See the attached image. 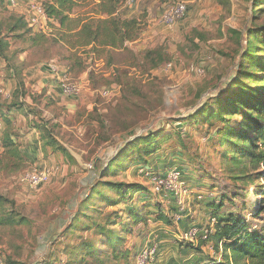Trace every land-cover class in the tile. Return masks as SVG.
Returning a JSON list of instances; mask_svg holds the SVG:
<instances>
[{"label":"rangeland","instance_id":"1","mask_svg":"<svg viewBox=\"0 0 264 264\" xmlns=\"http://www.w3.org/2000/svg\"><path fill=\"white\" fill-rule=\"evenodd\" d=\"M30 1L43 8L49 3ZM179 2L187 6L186 16L172 26L165 24L163 14ZM28 4L27 0L0 2V57L12 61L7 78L14 75L24 81L39 76V82L26 87L34 92V106L27 105L25 115L14 117L16 126L0 130L4 135L0 136V260L5 264H79L80 246L98 244L105 236L94 223L115 212L119 226L109 229L122 238L117 250L124 257L118 263L138 264L142 252L154 247L157 253L148 264H188L186 256L202 252L198 236L207 228L201 225L214 223H208L211 212L205 205L219 204L223 195L232 198L235 193L241 197L229 209L264 229V213L255 220L251 214L252 203H263L255 195L260 185L256 174L263 167L249 169L245 162L249 158L238 153V139L228 135L223 140L225 128L233 126L238 131L246 115L258 118L259 113L247 109L209 116L224 92H239L238 87H230L234 79L244 81L246 87L260 84L258 78L264 83V72L251 68L246 53L258 43L253 32L264 28V5L255 8L254 0H139L131 7L125 3L123 17L137 22L136 37L122 49L95 50L76 46L77 38L48 16L46 25L31 28ZM95 7L81 5L72 14L80 19L99 18L93 15ZM258 53L264 57L262 51ZM21 59L24 64L16 66ZM47 81L53 85V98L42 100L49 92L44 87ZM65 82L80 89L77 96L63 94ZM6 85L10 89V83ZM105 91L110 92L104 95ZM247 127L244 134H249ZM151 132L158 138L152 157L143 149V156L132 151V163L119 164L114 168L118 172L106 174L131 141L147 138ZM6 137L27 158L21 161L4 155ZM248 148L246 142L244 149ZM32 170L47 171L49 181L32 188L25 182ZM158 175L166 180L162 189L155 184ZM104 183L140 185L146 194L137 195L132 204L142 215L152 211L154 216L145 225L133 224L123 204L128 200L107 191ZM100 185L101 194L122 203L107 205L96 196L85 227L67 233L84 198ZM223 200L227 206L228 200ZM156 204L170 224L157 221ZM124 224L129 225L127 229ZM191 232L197 237L186 239ZM207 245L212 254L199 264L223 261L222 247L216 253L213 244ZM103 251L112 253L107 247Z\"/></svg>","mask_w":264,"mask_h":264},{"label":"trees","instance_id":"2","mask_svg":"<svg viewBox=\"0 0 264 264\" xmlns=\"http://www.w3.org/2000/svg\"><path fill=\"white\" fill-rule=\"evenodd\" d=\"M3 1L4 0H0L2 3ZM48 1L49 3L46 6L47 8L44 7L46 15L50 19L57 20L60 26L64 28L68 34L71 36L74 35V38H77L76 42L78 45L76 46L78 47L87 48L93 46V49L95 50H97L96 47L106 49H122L127 43L132 42L136 37L135 31L137 22L135 20L124 19L123 17L122 9L126 0H98V2H96V0ZM91 3L96 6V13L93 15L99 18L93 17L80 19L74 17L72 13L74 12L75 7L90 5ZM254 4L256 6L255 8H259L264 5V0H254ZM258 11L260 12L261 10ZM69 24H72L73 26L69 27ZM253 35L258 40V43L252 48H249L246 53L249 54L251 59V68H260L262 69V72H264V59L262 61V58L264 57L262 54L258 53L259 51L264 53V28L254 31ZM2 58H4V56ZM5 61L7 62L8 67H10L9 62L12 61H7V59H5ZM246 74L248 78L249 76H252L250 75L251 73ZM262 81V79L258 78V82L260 84L255 87H246L244 81L242 83V80L234 79L233 84L230 87H238L239 92L236 94L228 92V95L224 92L223 96H220L216 101L218 106L217 110L214 111L213 115L210 114L209 116H211L210 118H217L221 116V113L232 114L235 111L247 109L251 112L253 111L259 113L258 118H254V116H252L253 113L246 115L245 120L243 122L241 121L240 129L238 131H235L233 126L225 128L223 131L225 136L223 140H225L228 135L237 138L239 141L237 144L238 153L242 157L249 158L245 161L248 163L250 167L249 169L253 168L258 171L263 167V170L256 174L260 181V185L256 187L255 195L259 197L258 199L263 200L264 203V83H261ZM18 83L19 94H26L25 92H27V88L25 86V82L20 79ZM17 105L18 104L15 103V106ZM23 107L20 106L19 108L21 109ZM197 119L198 121L200 120L199 117ZM228 122V125H230L231 121ZM245 127L249 129V134H244L242 132ZM253 135H255V137H253ZM143 136H139L130 142L131 146L128 147L129 149L123 150L117 156V159L110 164V166H108L109 169L106 171V174L112 170L113 174L118 172V169L114 168L119 164H122L120 166H123V164L132 163V151H136L138 156H143L141 151L142 149L148 156L152 157L155 154L156 150H158V138H156V133L151 132L149 135L147 134V138H144ZM246 142L250 143V148L248 149H244V144ZM2 146L4 148V155L6 154L8 157L14 156L21 161L24 160V158H27L26 155L21 153L11 137H6V139L2 142ZM232 146V149L236 148L234 143ZM142 162L148 165L145 159H142ZM157 178H162V176L158 175ZM104 185L106 186L105 188L107 191H115L118 193L117 195L122 198V200H128L127 203L123 204L128 207V217H130L133 224L136 223V225H145L148 218L154 216L152 211L142 215L141 211H136V203L132 204L137 195L142 198V195L146 194L145 190L143 191L139 189L140 185L126 186L124 184L116 183H104ZM101 188V185L94 187L90 195L87 198H84L80 205L79 212L75 215L71 225L67 228V233L76 231L78 228L85 227L84 220L86 221L87 218H90L88 217L87 212L94 209L97 197L102 198V201L107 205L112 204L116 206L122 203V200L119 202H113L108 195L101 194L99 191ZM222 197L228 200L227 206H225L226 204L223 198L219 204L208 201L209 203L205 205V209H208L211 212V216L208 218V223H211L212 220H214V223L212 222L209 225H205L207 223H203L201 227L207 228V230L205 229V232H203L201 236H198V239L202 240L200 247L209 243L210 245L213 244L212 247L216 253L221 252V247L223 249V261L213 260L210 261V263L264 264V229H259L257 225H253V223L248 220L246 216L240 215L239 212L229 209L228 206L236 207L237 202L235 200L240 198L241 194L237 195V193H235V196H232V198L228 195H223ZM129 203L130 205H128ZM263 203H261V201L260 203L257 201V203L254 202L251 204L253 209V212L251 213L253 220H255V218L259 219L261 214L264 213ZM159 205L160 204L155 205V209L158 211L157 221L159 223L170 224L171 221H169V219L164 215V212ZM224 208H226L225 211H223ZM119 220L120 216L113 212L104 216L101 222L94 223V226L96 225L97 229L100 231V235L105 236L98 244H84L80 246L81 250L79 251L78 256L81 259L79 264H122L118 263V260L124 257L123 252H118L117 250L118 246H121L122 238L117 235L115 229H109L111 225H113L114 228L118 227L120 223ZM262 220L264 222V219ZM128 226L129 225L124 224L123 229H127ZM198 233H200V230ZM191 246L195 248L193 245ZM103 247L109 248L112 250V253H104Z\"/></svg>","mask_w":264,"mask_h":264},{"label":"built area","instance_id":"3","mask_svg":"<svg viewBox=\"0 0 264 264\" xmlns=\"http://www.w3.org/2000/svg\"><path fill=\"white\" fill-rule=\"evenodd\" d=\"M15 0H9V3L14 4ZM28 1V6H27V11L26 13H28L27 17L29 20V23L31 25V28H35L38 26H43V24L46 25L47 19V15L45 13L44 8L41 5H38L37 3H35L34 1ZM139 0H126V5L128 6H133L135 3H137ZM187 6L184 3H176L173 5H170L167 10L165 11V13L162 16V20L165 24L167 25H174L175 23L181 21L182 19H184V17L187 14ZM32 13V14H31ZM30 17V18H29ZM54 72H57V68L51 66ZM168 68H171V65H167ZM78 90L77 86L75 85H70V83H63L62 86V92L64 95L71 97V96H77L78 95ZM110 91H105L104 95H108ZM0 93H2L0 91ZM50 179V175L47 171H38V170H32L30 171L26 176H25V182L27 184H29L32 188H37L40 187L41 185H44L47 183V181H49ZM166 180L162 179V178H157L155 181V184L158 185V189H162L164 187H166V185H164L163 183ZM197 231V233L199 232L197 229H194ZM197 233H190V234H185V238L186 239H192L194 237H197ZM157 253L156 248L154 247H148L145 251L142 252V254L139 257L138 260V264H148L150 261L153 262L154 259V255ZM0 264H5L4 261L0 260ZM202 264H211L210 262H205Z\"/></svg>","mask_w":264,"mask_h":264},{"label":"crops","instance_id":"4","mask_svg":"<svg viewBox=\"0 0 264 264\" xmlns=\"http://www.w3.org/2000/svg\"><path fill=\"white\" fill-rule=\"evenodd\" d=\"M24 61L21 59V61H18V65L16 66H19L20 64H24L23 63ZM17 64V62H16ZM9 66L11 68V62H9ZM8 64L7 62L5 61V59L1 58L0 57V91L2 93H0V125L1 128L0 130L1 131H4L5 128H8V127H13V126H16V122H15V118L18 116V117H21L23 115H25L24 113L26 112L27 113V105H30V106H34V96L32 93L34 92H30L29 90H26L27 92H25L26 94H19V90H18V87H19V83L14 75H12L11 77H9L10 79L7 78V73H8ZM32 73L33 69H29ZM27 68L24 70V76L26 77L27 76ZM12 72V70H11ZM33 79L29 80L28 77H26V80H24L25 82V86L29 88V83H37V81L39 80V76L37 75H33ZM10 83V89H8L6 83ZM39 82V81H38ZM44 87H47L49 92H48V95L47 96H44V99L48 98V96H50L49 98H53V95L51 96V92L52 90V87L53 85L49 83V81H47L45 84H44ZM27 88V89H28ZM15 103H17L18 105L15 106ZM24 105V107H23ZM23 107V108H19V107ZM15 117V118H14ZM28 117V116H27ZM5 123V124H4ZM8 126V127H7ZM0 136H4L3 133L0 134ZM194 224V223H193ZM198 246V244H197ZM208 246V245H206ZM201 251L202 252H196L195 254H190L188 256H186V258H184V260H186V262L189 264V263H193V264H199L205 260H207L206 258L208 256H211V251L209 249H206L204 246L201 247ZM172 259V257L168 258V262ZM173 263H177V264H180L179 261L178 262H175L173 261ZM172 263V264H173ZM183 263V262H182Z\"/></svg>","mask_w":264,"mask_h":264}]
</instances>
